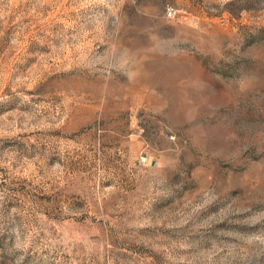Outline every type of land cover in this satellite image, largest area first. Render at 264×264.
<instances>
[{
  "label": "rangeland",
  "instance_id": "rangeland-1",
  "mask_svg": "<svg viewBox=\"0 0 264 264\" xmlns=\"http://www.w3.org/2000/svg\"><path fill=\"white\" fill-rule=\"evenodd\" d=\"M0 264H264V0H0Z\"/></svg>",
  "mask_w": 264,
  "mask_h": 264
},
{
  "label": "built area",
  "instance_id": "built-area-1",
  "mask_svg": "<svg viewBox=\"0 0 264 264\" xmlns=\"http://www.w3.org/2000/svg\"><path fill=\"white\" fill-rule=\"evenodd\" d=\"M167 16H168V17H174V16H175L174 10H172V9H168V11H167Z\"/></svg>",
  "mask_w": 264,
  "mask_h": 264
}]
</instances>
